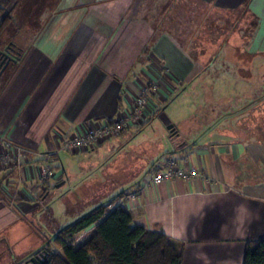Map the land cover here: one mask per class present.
<instances>
[{
    "label": "crops",
    "instance_id": "crops-1",
    "mask_svg": "<svg viewBox=\"0 0 264 264\" xmlns=\"http://www.w3.org/2000/svg\"><path fill=\"white\" fill-rule=\"evenodd\" d=\"M8 1L0 0V9ZM11 2L0 50L19 60L0 76V136L29 154L0 168V228L19 219L16 211L29 218L42 208L52 232L67 226L50 213L58 203L51 188L75 186V193L93 177L76 178L70 163L99 158L125 133H140L166 113L176 136L169 132V151L157 153L144 177L165 158L200 175L145 188L130 209L134 225L180 244L183 264H243L247 243L264 239V0H171L170 10L156 2L154 14L134 0ZM151 86L155 92L139 105ZM126 118L135 123L115 138L58 152L50 161L55 177L42 180L39 154ZM141 180L112 187L96 180L98 195L79 214L135 191ZM40 244L34 238L35 248Z\"/></svg>",
    "mask_w": 264,
    "mask_h": 264
},
{
    "label": "rangeland",
    "instance_id": "rangeland-1",
    "mask_svg": "<svg viewBox=\"0 0 264 264\" xmlns=\"http://www.w3.org/2000/svg\"><path fill=\"white\" fill-rule=\"evenodd\" d=\"M138 2H141L142 5L148 9L151 7V0H141ZM155 2H157V6H159V8L162 7L165 10L169 8L170 1L168 0H155ZM12 3L13 2H11L8 7V11L14 6V3ZM176 10L177 9H174L173 11L174 16L175 13L179 14ZM8 11H5L2 17H5ZM153 14L151 17H154ZM179 16L181 17V15ZM224 45L225 43L220 44V47H223ZM250 109L251 107L249 105L242 111L245 113V118L250 117ZM168 120L169 117L166 113L158 116L157 118H152L151 124L140 133H125L120 140L116 141V143L112 145V147L104 148L99 155V158L95 156L88 159V157L82 156L75 160L80 162V164L70 163L73 166L72 169H74L72 173L76 175V178L83 173H90L93 177L90 180H87L86 183L79 188V190L75 191V193V186L68 187L65 185L57 189L55 187L51 188L52 194L57 195L56 201L58 202L54 208L53 206L51 207L50 213L54 216L53 218H55L60 225H66L65 223L69 225L72 221L77 219L75 218L72 221L68 220L70 218L72 219L73 215H75V217H79L78 215H80V211L84 209L88 203L93 201L96 195H98L96 188L94 187L96 180H100V182H102L104 179L103 183L105 184L107 182L105 177H108L109 182H107V185L111 187L119 181L127 179L132 180L135 177H138L139 180L142 179L141 182H144L146 180L144 177L146 171L145 167H147L150 161H152L155 157V160L157 159V153L160 150H164L166 152L169 151L167 150L170 144L169 127L174 125L169 122L167 123ZM188 129L194 130L192 126H188ZM228 129L233 128L228 126ZM244 133L250 134V130L244 129ZM250 140L256 141V139ZM60 153L65 152L61 151ZM99 162L101 164H105V166L101 170L96 169L94 171H90L91 166L95 164L97 165ZM70 189H72L71 194H68ZM76 189H78V187ZM16 215L19 217L18 220L5 224L0 228V264H34L31 262V258L35 257L33 255L41 250L46 251V241H50L53 237L54 232H52L51 229L52 220L46 213V209L43 208L40 212L35 213L34 216L29 218L27 215L24 216L21 211H16ZM20 216L22 218H20ZM68 221L71 222L69 223ZM32 223H34L35 226H32ZM32 227L35 228L34 232ZM49 228L51 233L47 236ZM34 238L39 241L41 240V244L37 248H35L36 244L34 245ZM170 243L178 249L181 248L180 244L172 240H170ZM51 248L54 253H61V250L55 243L51 244Z\"/></svg>",
    "mask_w": 264,
    "mask_h": 264
},
{
    "label": "trees",
    "instance_id": "trees-1",
    "mask_svg": "<svg viewBox=\"0 0 264 264\" xmlns=\"http://www.w3.org/2000/svg\"><path fill=\"white\" fill-rule=\"evenodd\" d=\"M10 3L11 0L0 9V18ZM150 5L153 13L155 0H151ZM12 11L13 7L3 17L0 32L10 21ZM171 135L172 138L176 136L175 133ZM51 168L56 172L53 166ZM127 194L121 193L94 207L54 232L52 239L46 241V264H183L182 247L178 249L172 245L164 233L134 225L133 212L125 206L110 208ZM90 228L93 229L88 232ZM53 243L61 250L60 254L51 250ZM243 264H264V239L247 243Z\"/></svg>",
    "mask_w": 264,
    "mask_h": 264
},
{
    "label": "built area",
    "instance_id": "built-area-1",
    "mask_svg": "<svg viewBox=\"0 0 264 264\" xmlns=\"http://www.w3.org/2000/svg\"><path fill=\"white\" fill-rule=\"evenodd\" d=\"M155 86L148 87L144 90L142 98L139 101V105H143L150 91H155ZM144 95V96H143ZM136 118H126L119 121L104 122L101 126L88 129L85 132L74 133L72 136L66 138L58 149L53 150L47 154H39L42 157L43 163L40 165V177L42 180H50L55 177V171L51 168V159L60 151L66 152L79 147L87 149L101 138L113 139L124 130L130 128L135 123ZM26 154H29V150L25 147L17 145L10 140L0 136V168H7L12 165H19L25 159ZM200 175L198 169L191 168L183 170L180 167V163L177 159L165 158L158 162L151 173L144 182L136 188L135 191L125 195L118 202L111 205L110 208L116 206H125L131 209L136 202L140 199V193L147 187L152 185H160L163 182L172 181L178 177L185 180L192 181ZM44 250L38 251L35 257L44 254Z\"/></svg>",
    "mask_w": 264,
    "mask_h": 264
},
{
    "label": "water",
    "instance_id": "water-1",
    "mask_svg": "<svg viewBox=\"0 0 264 264\" xmlns=\"http://www.w3.org/2000/svg\"><path fill=\"white\" fill-rule=\"evenodd\" d=\"M4 57L5 59L0 63V76L11 61L17 62L19 60V57L13 56L8 52L4 53ZM169 130L171 133H175L174 126H170ZM31 262H33L34 264H38V263L46 264L48 262L47 252L45 251L44 254H42L41 256L31 258Z\"/></svg>",
    "mask_w": 264,
    "mask_h": 264
},
{
    "label": "flooded vegetation",
    "instance_id": "flooded-vegetation-1",
    "mask_svg": "<svg viewBox=\"0 0 264 264\" xmlns=\"http://www.w3.org/2000/svg\"><path fill=\"white\" fill-rule=\"evenodd\" d=\"M7 51H1L0 50V63L5 59L4 57V53H6ZM9 53V52H8Z\"/></svg>",
    "mask_w": 264,
    "mask_h": 264
}]
</instances>
